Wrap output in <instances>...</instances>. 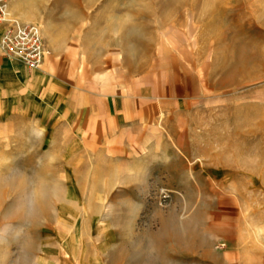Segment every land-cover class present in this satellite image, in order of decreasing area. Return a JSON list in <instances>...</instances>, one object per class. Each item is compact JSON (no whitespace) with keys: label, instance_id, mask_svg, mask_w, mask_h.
Segmentation results:
<instances>
[{"label":"rangeland","instance_id":"obj_1","mask_svg":"<svg viewBox=\"0 0 264 264\" xmlns=\"http://www.w3.org/2000/svg\"><path fill=\"white\" fill-rule=\"evenodd\" d=\"M11 2L41 25L51 71L81 89L129 67L177 77V133L197 159L127 175L67 125L2 113L0 264H264V0Z\"/></svg>","mask_w":264,"mask_h":264},{"label":"crops","instance_id":"obj_2","mask_svg":"<svg viewBox=\"0 0 264 264\" xmlns=\"http://www.w3.org/2000/svg\"><path fill=\"white\" fill-rule=\"evenodd\" d=\"M8 8L20 21L34 22L33 17L18 11L11 0H8ZM95 64L99 63L93 60ZM168 67L172 68V72H167L170 80L178 71L172 64ZM131 70L133 68L129 67V74L121 75L115 85L111 82L97 90L94 83L85 90L52 72L46 59L39 69H29L0 54V115L22 108L24 112L51 121V125H67L72 131V142L87 146V154L93 155V160L115 161L116 169L119 163L129 166L132 170L127 175L144 176L153 161H171L178 153L186 159H197L190 156L191 150L187 147L197 144L195 139L187 137V145L183 147L185 141L177 133L175 108L181 107L175 93L177 77L174 83L165 85L153 75L155 68L142 70L143 78L131 75ZM184 94L188 105L196 96L192 90ZM160 114H163L162 123ZM190 125L185 128L191 129ZM160 128L164 131L161 134ZM198 144L206 145V141L201 139ZM204 152L206 155L207 151ZM200 159L207 158L201 155Z\"/></svg>","mask_w":264,"mask_h":264},{"label":"built area","instance_id":"obj_3","mask_svg":"<svg viewBox=\"0 0 264 264\" xmlns=\"http://www.w3.org/2000/svg\"><path fill=\"white\" fill-rule=\"evenodd\" d=\"M0 54L29 69H39L48 54L41 25L13 17L9 12L8 0H0Z\"/></svg>","mask_w":264,"mask_h":264}]
</instances>
